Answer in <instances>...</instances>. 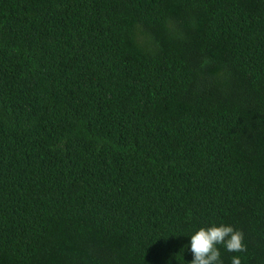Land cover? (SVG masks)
<instances>
[{"label": "trees", "instance_id": "1", "mask_svg": "<svg viewBox=\"0 0 264 264\" xmlns=\"http://www.w3.org/2000/svg\"><path fill=\"white\" fill-rule=\"evenodd\" d=\"M212 223L264 264V0H0V264H187Z\"/></svg>", "mask_w": 264, "mask_h": 264}, {"label": "clouds", "instance_id": "2", "mask_svg": "<svg viewBox=\"0 0 264 264\" xmlns=\"http://www.w3.org/2000/svg\"><path fill=\"white\" fill-rule=\"evenodd\" d=\"M221 249L228 253H244L243 233L230 224L212 223L193 231L181 245L183 254H190L187 264H224ZM171 264V258L165 262ZM230 264H242L240 255H232Z\"/></svg>", "mask_w": 264, "mask_h": 264}]
</instances>
